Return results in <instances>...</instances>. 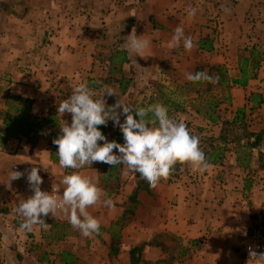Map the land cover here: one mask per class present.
<instances>
[{
    "label": "crops",
    "instance_id": "0c3cea01",
    "mask_svg": "<svg viewBox=\"0 0 264 264\" xmlns=\"http://www.w3.org/2000/svg\"><path fill=\"white\" fill-rule=\"evenodd\" d=\"M29 1L0 0L3 3L0 5V77L8 80L5 86L9 92L32 101L33 115H56L57 127L63 121L71 123V115L66 113L61 117L57 109L75 85L86 83L97 97L103 95L105 86L111 87L117 95H105L107 105H114L118 99L125 103L127 96H135L134 85L149 83L154 78L152 65H166L170 61L180 69L186 59L171 54L172 49L167 47L174 33L171 25L158 18L156 21L165 30L155 29L149 20L151 12L147 18L138 17L133 4L108 10L101 19L78 8L75 0H45L46 3L33 8ZM133 29L137 36L151 41L149 49L140 55L125 48ZM114 43L121 56L112 59L119 60L120 66L115 64L118 69L103 71V64L95 55L101 45ZM213 46L216 51V44ZM209 53L213 54L214 50ZM213 60L222 59L214 54ZM128 61L134 64V69L129 74L131 83L125 84L123 68ZM140 63L147 65L142 69ZM262 63L257 76L246 86L232 84L231 94L237 105L242 101L236 95L264 78ZM117 70L121 76L112 78V72ZM158 76L170 78L161 70ZM173 86L167 85L170 92L177 88ZM152 104L155 102L138 106L136 101L134 107ZM109 121L104 133L107 140L114 138L112 141L123 144L118 126H111ZM53 128L56 127H45L33 142L17 135L6 136L0 144L12 152L0 154V264H253L244 258L242 247L247 230L260 215L256 214L264 209V180L251 174L260 169L258 156L264 151L263 146L252 149L253 157L244 166L238 164L235 150H227L222 164H210L202 173L193 171L187 164L180 166L177 178L161 180L156 188H151V194L140 190L137 209L130 215L125 202L138 187L136 172L125 177L123 165H116L119 172L115 181H121V188L111 193L103 186L111 178L105 180L106 164L93 162L79 171L98 181L113 201L111 207L101 203L88 209L101 222L99 234L82 236L63 214L54 217L49 214L44 217L46 226H35L31 232L20 231L23 218L14 209L30 197V188L18 179L9 182L12 167L37 163L45 174V184L60 185L63 175L72 172L62 169L58 157H52L49 141ZM114 153L119 154L118 150ZM172 240L178 241V245ZM173 245L175 254L169 261L167 251Z\"/></svg>",
    "mask_w": 264,
    "mask_h": 264
},
{
    "label": "rangeland",
    "instance_id": "374dc122",
    "mask_svg": "<svg viewBox=\"0 0 264 264\" xmlns=\"http://www.w3.org/2000/svg\"><path fill=\"white\" fill-rule=\"evenodd\" d=\"M42 3H46L45 0L29 1V5H31L30 7L32 8ZM75 3L78 8H84L96 17L108 13V10L109 12L111 10L114 11L118 6L121 8L122 6L133 4L136 7L135 14L138 17L147 18L149 17V12H151L149 20L154 24L155 29L165 30V27H161L162 25L160 22L158 20L156 21L158 18L165 19V21L171 25L173 32L177 26H181L184 29L185 35L187 34V36L192 37L195 46L191 51H186L182 42L179 47L173 48L171 51V54L173 55H179L186 58L184 59L181 68L177 69V67L174 66V62L170 63V61L169 63H166V65H152L153 68L151 69L154 70L151 71L152 77L154 78H151L149 83L143 84L142 82H139L134 85L137 92H135V96L129 95L126 97V104L132 107L136 106L134 105L136 101L138 102V106L152 101L155 103L168 104L171 109L170 113H168L169 116L183 121L190 132L200 138V148L203 152H205V150L209 151L212 143H217L215 140H212V138H217L219 136L222 122L224 120H233L239 108H245L243 122L249 130L260 131L261 129H264V103L256 105L253 101L254 95H262L264 97V85L259 86L260 83H264V78L260 83H254L250 87L244 89L243 93L236 95V97H239L242 101L241 105H237V102H233L231 88L225 89V87H215L212 91L205 92L207 82H191L185 77V73L194 74L198 66H202L205 71H208L212 66L222 67L224 69L223 71L227 73L230 78L238 77L241 75V57L250 56L251 52L255 50L254 56L260 59L261 62L260 66L254 70V76L249 80L255 78V76H257V70L263 66L262 62L264 61V0H75ZM0 5H3V3L0 2ZM190 7L197 10L194 16L188 14L187 10ZM225 8L229 11L226 12L224 10ZM101 19H103L102 16ZM202 37H207L211 39L213 45L214 43L216 44V51L213 46V54L209 53L211 51H203L198 48L197 42ZM116 49L117 47L114 43L101 45V50L97 51L95 57L103 64V71L120 66L119 60L115 61V59H112L121 56V52H117ZM214 54L218 55L222 60L225 58V60L223 62L222 60L221 62H214ZM178 62L180 63L182 60L178 59ZM146 65L147 64L140 63L139 66L143 69ZM157 67L159 68L157 69ZM249 68H251V66H249ZM123 69L125 74H123L124 83H131L129 81V74L131 70L134 69V64H131V62L128 61L127 63H124ZM160 70L161 72H166L170 78L164 79L162 77V79H159L158 74L160 73ZM116 72H112V78L119 77V75L121 76L119 71L118 73ZM154 72H157V74ZM177 76H179L178 79L176 78ZM110 78L111 77L108 75V79ZM6 81L8 80L0 77V112H3V116L0 118V144L4 141L6 136H17L7 131L4 124V117L8 109L6 104V102H8L7 97L8 95H15L6 89ZM167 85H174L173 87L176 86L177 88L175 87L176 89L171 90L172 92H170ZM243 95H245L244 101ZM10 102L12 101L10 100ZM211 106H213V109ZM199 109L201 112H197ZM117 111L120 112L122 109H118ZM211 113H213V117H217L216 121H211L209 119ZM124 119L125 116L121 115V123H123ZM111 123V126L114 127L113 121H111ZM54 127L56 128H53L49 142L53 149L52 157L53 159H56L58 157L56 154L58 148L53 141L61 132L60 127H57V125ZM237 130L238 128L236 127L235 132ZM231 135L233 134L231 133ZM242 143L244 142H241V144ZM228 147L231 151L235 150L237 152L238 150L239 155L244 156L245 154L244 147L242 146V148L238 146L237 143H230ZM0 154L7 155L12 154V152L5 150L2 148V145H0ZM251 156L253 157V155ZM29 164L38 167L37 163L31 162ZM183 165L184 164L179 163L178 169L180 170V166ZM106 167L109 169L110 165L106 164ZM70 170L74 171L73 169ZM123 170L125 177L134 173L133 171L128 170L124 165ZM259 170L251 174L256 179L264 180V170ZM117 171L119 172V167L114 168L109 176L111 178L103 182V186L106 185L105 188H109L108 191L111 193H114L116 189L119 190L121 188V181H119V179L118 182L115 181ZM39 173L45 178V174L40 168ZM177 176L178 171L173 170L168 179L171 180L177 178ZM44 178L43 182H45ZM251 179L253 178L251 177ZM43 184L50 185L52 183ZM52 185L60 187L59 184ZM62 193L63 190L61 194ZM149 193L151 194L152 192L150 191ZM133 195L125 202L128 207L126 211L129 215L134 214L139 203L138 199L133 198ZM246 195L248 196L249 194ZM107 197L110 198V195ZM3 210L4 209H2V211ZM259 214L263 215L264 209L256 215L258 216ZM257 218L258 217H256V219ZM125 219L126 217L124 220ZM124 224L125 221L123 222V225ZM172 243L178 245V241L176 240H172ZM243 243H246L245 239L243 240ZM174 245L172 246L171 251H167L169 261L173 259L175 254ZM240 247L241 245L238 247V250Z\"/></svg>",
    "mask_w": 264,
    "mask_h": 264
},
{
    "label": "clouds",
    "instance_id": "9594fccd",
    "mask_svg": "<svg viewBox=\"0 0 264 264\" xmlns=\"http://www.w3.org/2000/svg\"><path fill=\"white\" fill-rule=\"evenodd\" d=\"M226 12L228 9H224ZM188 14L194 16L195 8H189ZM183 42L186 51L194 48L191 36H186L183 27L177 26L167 44L169 49L177 48ZM151 41L137 36L135 29L128 35L125 48L129 53L140 55L149 49ZM191 82L216 83L218 78L206 72L185 73ZM105 95H117L111 87L105 86L103 95L97 97L86 83H79L72 88L67 99L58 105V113L71 115V123L63 121L61 134L54 139L59 166L73 169L60 180V187H53L51 192L42 191V177L39 168L27 171V182L33 195L22 200L14 212L22 217L20 231L31 232L35 226H46L44 217L63 214L72 228L84 237L99 234L101 222L88 209L98 204L111 207L113 201L99 187L98 181L79 171L93 162H102L110 166L124 165L147 181L150 188H156L161 180H167L177 163L189 165L195 172H204L210 164L200 148V138L193 135L186 124L170 117L168 109L161 103L147 107L134 108L121 100L108 106ZM118 109L122 111L118 112ZM135 115L139 119L134 118ZM152 114V119H149ZM121 115L125 116L121 123ZM111 120L123 134L124 143L108 141L99 126H107ZM99 142H103L102 144ZM118 150L119 154H115ZM25 173L11 171L9 182L20 179ZM250 257L258 258L256 264H264V254L250 251Z\"/></svg>",
    "mask_w": 264,
    "mask_h": 264
},
{
    "label": "trees",
    "instance_id": "16d2710c",
    "mask_svg": "<svg viewBox=\"0 0 264 264\" xmlns=\"http://www.w3.org/2000/svg\"><path fill=\"white\" fill-rule=\"evenodd\" d=\"M197 45L200 50L205 51H212L214 48L211 39L207 37L200 38L197 42ZM254 53L255 50L251 52L250 56L241 57V75L234 78H230L228 74L223 71L224 69L222 67L212 66L208 69V71H205L202 66H198L196 68V72H206L209 76L218 78V82L216 83L207 82L205 92L212 91L215 87H225V89H230L232 84L246 86L249 79L254 76V70H256L260 66L261 62L260 59L254 56ZM249 66H251V68H249ZM7 100L8 102H6V104L8 106V109L4 117V124L6 130L11 132L12 134L26 136L29 138V141H33L40 137L45 127L50 128L57 125V116L54 114H50L47 117L34 116L31 113L32 101L30 99L16 95H8ZM10 100L12 102H10ZM253 101L256 105H261L264 103V97L262 95H254ZM164 105L167 107L168 113H170L171 109L168 104ZM211 108L213 109V106H211ZM197 112H201L200 109ZM244 113L245 108H239L233 120H224L222 122V128L219 136L217 138H212V140H215L217 143H212L210 146L211 149L209 151L205 150L204 152L209 164H222L226 157V152L227 150H229L228 145L230 143H237L238 146L244 147V156L239 155L237 150L238 164L243 166L246 164V161L250 160L252 149H259L264 146V129H261L260 131L249 130L246 124L243 122ZM133 114L134 118L139 119V117L135 115V110H133ZM2 116L3 112H0V118ZM209 116V119L211 121L217 120V117H213V113H211ZM148 118L152 119V114H149ZM236 127L238 128V130L235 132ZM99 129L104 134L106 126H99ZM117 133L120 137L123 135L119 128L117 130ZM231 133L233 135H231ZM120 137H117V139ZM241 142L244 143L241 144ZM258 162L259 168L261 170H264V151L259 152ZM114 168H116V166H110L109 169L106 170L105 180L111 175V171ZM178 168L179 163L175 165L174 170L179 171ZM136 176L137 178H139V181L136 192L133 195L134 199H137V195L140 190H147L149 192L151 191L147 181L142 179L138 173H136ZM249 186L250 183L247 187Z\"/></svg>",
    "mask_w": 264,
    "mask_h": 264
},
{
    "label": "built area",
    "instance_id": "2783aa9c",
    "mask_svg": "<svg viewBox=\"0 0 264 264\" xmlns=\"http://www.w3.org/2000/svg\"><path fill=\"white\" fill-rule=\"evenodd\" d=\"M33 166V164L24 163V164H16L12 167V171H20L25 173L24 176H22L19 180L22 181L25 185L29 186L27 182V171H30ZM39 175L42 177L43 175L39 173ZM53 187H57L56 185H44L41 184V190L51 192ZM30 188V187H29ZM30 194L33 195V192L30 190ZM58 194H61V191L59 189ZM246 243L244 244L243 248V256L245 259L251 261L253 264H256V261L258 258L250 257L249 253L250 251L256 252L259 254H264V214L259 215L258 218L255 220L254 224L249 227L246 233Z\"/></svg>",
    "mask_w": 264,
    "mask_h": 264
}]
</instances>
